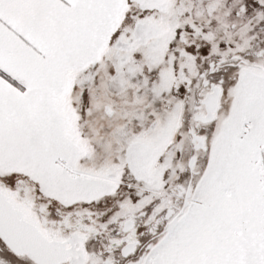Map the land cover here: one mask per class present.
Instances as JSON below:
<instances>
[{
    "label": "snow or ice",
    "instance_id": "6c2138e0",
    "mask_svg": "<svg viewBox=\"0 0 264 264\" xmlns=\"http://www.w3.org/2000/svg\"><path fill=\"white\" fill-rule=\"evenodd\" d=\"M0 264H264V0H0Z\"/></svg>",
    "mask_w": 264,
    "mask_h": 264
}]
</instances>
